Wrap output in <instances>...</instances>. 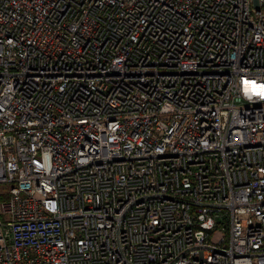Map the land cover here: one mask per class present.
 Listing matches in <instances>:
<instances>
[{
  "label": "built area",
  "instance_id": "2783aa9c",
  "mask_svg": "<svg viewBox=\"0 0 264 264\" xmlns=\"http://www.w3.org/2000/svg\"><path fill=\"white\" fill-rule=\"evenodd\" d=\"M1 215L0 264H264V0H0Z\"/></svg>",
  "mask_w": 264,
  "mask_h": 264
},
{
  "label": "water",
  "instance_id": "95a60500",
  "mask_svg": "<svg viewBox=\"0 0 264 264\" xmlns=\"http://www.w3.org/2000/svg\"><path fill=\"white\" fill-rule=\"evenodd\" d=\"M208 225V222L202 224L203 227H206Z\"/></svg>",
  "mask_w": 264,
  "mask_h": 264
},
{
  "label": "rangeland",
  "instance_id": "374dc122",
  "mask_svg": "<svg viewBox=\"0 0 264 264\" xmlns=\"http://www.w3.org/2000/svg\"><path fill=\"white\" fill-rule=\"evenodd\" d=\"M1 199H2V198H1ZM0 218H1V220H4V219H5L4 216H2V215L0 216Z\"/></svg>",
  "mask_w": 264,
  "mask_h": 264
}]
</instances>
